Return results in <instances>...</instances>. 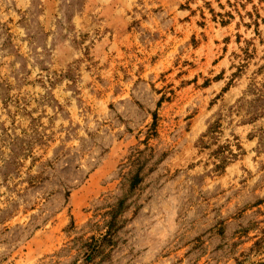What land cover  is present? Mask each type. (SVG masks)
<instances>
[{
  "label": "rangeland",
  "instance_id": "374dc122",
  "mask_svg": "<svg viewBox=\"0 0 264 264\" xmlns=\"http://www.w3.org/2000/svg\"><path fill=\"white\" fill-rule=\"evenodd\" d=\"M0 264H264V0H0Z\"/></svg>",
  "mask_w": 264,
  "mask_h": 264
}]
</instances>
